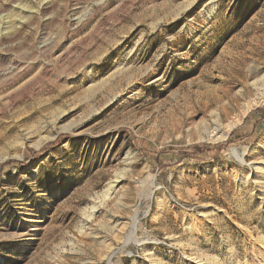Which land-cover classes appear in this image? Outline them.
Masks as SVG:
<instances>
[{"label":"rangeland","instance_id":"1","mask_svg":"<svg viewBox=\"0 0 264 264\" xmlns=\"http://www.w3.org/2000/svg\"><path fill=\"white\" fill-rule=\"evenodd\" d=\"M202 263L264 264V0H0V264Z\"/></svg>","mask_w":264,"mask_h":264},{"label":"bare ground","instance_id":"2","mask_svg":"<svg viewBox=\"0 0 264 264\" xmlns=\"http://www.w3.org/2000/svg\"><path fill=\"white\" fill-rule=\"evenodd\" d=\"M45 45V44H44ZM5 74V73H4ZM232 153L234 154V156L243 164H245V160L242 157V155L239 154V152L237 151V149H233ZM123 176L122 175H116L115 179H112L108 185L107 188L102 190L100 193L96 194L93 202H92V206H91V214L88 215L87 219H91L94 216L95 212H99L100 209L102 208V206H104L109 200L112 199V197L114 195L117 194V192L119 191V187L120 184L123 181ZM196 259V258H195ZM258 259V258H257ZM256 259V260H257ZM192 260V259H191ZM199 260V258H198ZM202 260V259H201ZM200 260V262H201ZM260 260V259H259ZM258 261V260H257ZM199 262V263H200ZM259 262V261H258ZM252 263V262H251ZM256 263V262H255ZM203 264V263H202ZM204 264H209V263H204ZM238 264V263H237ZM259 264V263H258Z\"/></svg>","mask_w":264,"mask_h":264},{"label":"trees","instance_id":"3","mask_svg":"<svg viewBox=\"0 0 264 264\" xmlns=\"http://www.w3.org/2000/svg\"><path fill=\"white\" fill-rule=\"evenodd\" d=\"M256 111H259V110H256Z\"/></svg>","mask_w":264,"mask_h":264}]
</instances>
